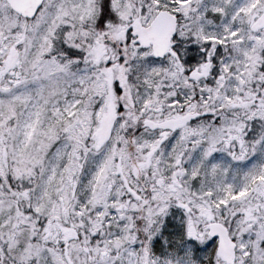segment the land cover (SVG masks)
Segmentation results:
<instances>
[{"label":"snow or ice","instance_id":"6c2138e0","mask_svg":"<svg viewBox=\"0 0 264 264\" xmlns=\"http://www.w3.org/2000/svg\"><path fill=\"white\" fill-rule=\"evenodd\" d=\"M0 264H264V0H0Z\"/></svg>","mask_w":264,"mask_h":264}]
</instances>
